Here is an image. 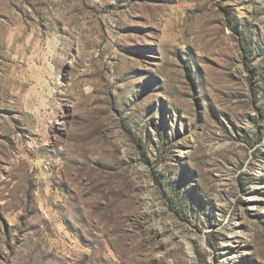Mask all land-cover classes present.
<instances>
[{
	"label": "rangeland",
	"instance_id": "obj_1",
	"mask_svg": "<svg viewBox=\"0 0 264 264\" xmlns=\"http://www.w3.org/2000/svg\"><path fill=\"white\" fill-rule=\"evenodd\" d=\"M0 264H264V0H0Z\"/></svg>",
	"mask_w": 264,
	"mask_h": 264
}]
</instances>
